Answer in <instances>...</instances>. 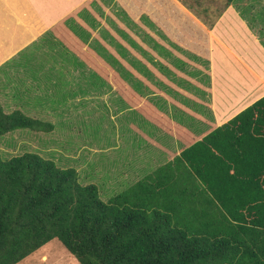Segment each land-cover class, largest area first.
<instances>
[{"label": "crops", "instance_id": "crops-1", "mask_svg": "<svg viewBox=\"0 0 264 264\" xmlns=\"http://www.w3.org/2000/svg\"><path fill=\"white\" fill-rule=\"evenodd\" d=\"M181 1L0 0V64L21 51L29 84L103 103L142 178L264 95L262 0L222 7L220 38Z\"/></svg>", "mask_w": 264, "mask_h": 264}, {"label": "trees", "instance_id": "trees-1", "mask_svg": "<svg viewBox=\"0 0 264 264\" xmlns=\"http://www.w3.org/2000/svg\"><path fill=\"white\" fill-rule=\"evenodd\" d=\"M17 129L53 123L0 104V137ZM98 187L38 152H0V264L54 238L79 264H264V95L153 174L106 199Z\"/></svg>", "mask_w": 264, "mask_h": 264}, {"label": "rangeland", "instance_id": "rangeland-1", "mask_svg": "<svg viewBox=\"0 0 264 264\" xmlns=\"http://www.w3.org/2000/svg\"><path fill=\"white\" fill-rule=\"evenodd\" d=\"M262 2L264 4V0ZM183 3L192 8L194 6V15L207 22L209 31H217L218 38L223 35L226 23L222 13L217 15L223 7V0H184ZM208 8L209 14L205 12ZM18 53L16 58L15 54L11 55L0 64V104L7 112L19 109L31 117L50 121L53 129L49 132L17 129L6 133L0 137L2 156L8 158L25 151H35L46 158H52L59 166H72L77 170L82 183L92 182L99 186L98 191L103 199L115 193L125 183L129 184L136 170L125 167L126 158L130 162L132 156H136L133 152L136 150V142L123 136L114 141L116 137L110 135L112 129L104 104H100L101 109L99 106L94 108L89 104L86 107L85 104L72 102L63 105L57 100V90L61 88L47 84V87L43 84L37 87L33 86L34 83H28L31 82L29 75H23L16 64ZM12 57L15 59L12 60ZM204 64L207 65L206 62ZM128 142L134 147L126 146ZM112 144L116 147H112ZM15 264L79 263L54 238Z\"/></svg>", "mask_w": 264, "mask_h": 264}]
</instances>
